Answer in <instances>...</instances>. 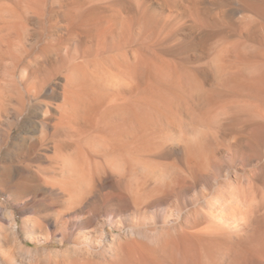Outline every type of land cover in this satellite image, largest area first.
Returning a JSON list of instances; mask_svg holds the SVG:
<instances>
[{"label": "bare ground", "instance_id": "6f19581e", "mask_svg": "<svg viewBox=\"0 0 264 264\" xmlns=\"http://www.w3.org/2000/svg\"><path fill=\"white\" fill-rule=\"evenodd\" d=\"M53 78L32 237L85 207L126 229L106 264H264V0H0V143Z\"/></svg>", "mask_w": 264, "mask_h": 264}, {"label": "rangeland", "instance_id": "374dc122", "mask_svg": "<svg viewBox=\"0 0 264 264\" xmlns=\"http://www.w3.org/2000/svg\"><path fill=\"white\" fill-rule=\"evenodd\" d=\"M56 10L50 13L47 23L46 36L49 38L61 29L58 20L59 10L58 12ZM46 36L31 38L29 47L31 53L27 57L28 60L41 56L39 53L44 43L42 40ZM56 82L57 79L53 78L42 93L44 95L34 93L27 97L26 114L18 118L13 116L10 121L8 120L15 123L11 126L10 137L0 143V264H106L117 251L119 241L126 239V229L122 232L117 226L108 224L102 226L99 217L95 218L92 210L85 207L77 212L79 221L83 218L88 219L85 228L83 226L76 230L69 229L67 234H63L61 231L52 232L53 229L50 227L49 232L53 234H44L45 237L38 241L32 237L34 233L25 227L31 219L33 221V218L37 217L38 212L46 217L53 215L50 208L53 199L48 198V193L42 187L34 185L35 183L31 181V171L42 164L39 156L43 154L46 144L38 141L36 116L45 111L42 102L52 100L49 97ZM249 176L252 177L245 169L239 168V171L234 172V177L241 182L247 181ZM28 179L32 183L28 182ZM222 179L226 180L225 177ZM183 185L189 187L187 184ZM109 189L106 187L101 191L107 193ZM84 234L92 237L89 245L82 241ZM98 237H103V243ZM25 246L30 251L24 249ZM4 252L8 253L11 263L6 260Z\"/></svg>", "mask_w": 264, "mask_h": 264}]
</instances>
